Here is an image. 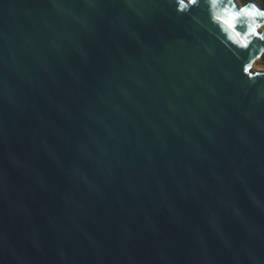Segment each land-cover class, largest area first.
I'll use <instances>...</instances> for the list:
<instances>
[{
	"label": "water",
	"instance_id": "1",
	"mask_svg": "<svg viewBox=\"0 0 264 264\" xmlns=\"http://www.w3.org/2000/svg\"><path fill=\"white\" fill-rule=\"evenodd\" d=\"M253 8L0 0V264H264Z\"/></svg>",
	"mask_w": 264,
	"mask_h": 264
},
{
	"label": "rangeland",
	"instance_id": "2",
	"mask_svg": "<svg viewBox=\"0 0 264 264\" xmlns=\"http://www.w3.org/2000/svg\"><path fill=\"white\" fill-rule=\"evenodd\" d=\"M249 1H254L256 2L257 4L261 3L263 4L264 3V0H236V2L239 4V5H243ZM254 67L252 68V70H259V71H264V55L258 59L254 65Z\"/></svg>",
	"mask_w": 264,
	"mask_h": 264
},
{
	"label": "snow or ice",
	"instance_id": "3",
	"mask_svg": "<svg viewBox=\"0 0 264 264\" xmlns=\"http://www.w3.org/2000/svg\"><path fill=\"white\" fill-rule=\"evenodd\" d=\"M189 3L194 5L196 3V0H189ZM181 6L183 7V2H181ZM251 13H254L256 16L259 15V16H264V13H261V12H257L255 8L251 9L250 10ZM228 23V22H226ZM232 24L231 23H228V27L229 28H232ZM251 31V29H250ZM260 39H264V37H259ZM245 71L247 72V69H245Z\"/></svg>",
	"mask_w": 264,
	"mask_h": 264
},
{
	"label": "trees",
	"instance_id": "4",
	"mask_svg": "<svg viewBox=\"0 0 264 264\" xmlns=\"http://www.w3.org/2000/svg\"><path fill=\"white\" fill-rule=\"evenodd\" d=\"M259 6L264 10V3L263 4L259 3Z\"/></svg>",
	"mask_w": 264,
	"mask_h": 264
},
{
	"label": "bare ground",
	"instance_id": "5",
	"mask_svg": "<svg viewBox=\"0 0 264 264\" xmlns=\"http://www.w3.org/2000/svg\"><path fill=\"white\" fill-rule=\"evenodd\" d=\"M236 1V0H235ZM264 24V23H263ZM254 67V66H253Z\"/></svg>",
	"mask_w": 264,
	"mask_h": 264
}]
</instances>
